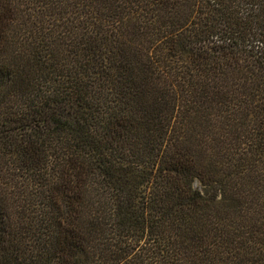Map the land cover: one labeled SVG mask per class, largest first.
<instances>
[{"label":"trees","instance_id":"1","mask_svg":"<svg viewBox=\"0 0 264 264\" xmlns=\"http://www.w3.org/2000/svg\"><path fill=\"white\" fill-rule=\"evenodd\" d=\"M0 264H264V0H0Z\"/></svg>","mask_w":264,"mask_h":264},{"label":"rangeland","instance_id":"2","mask_svg":"<svg viewBox=\"0 0 264 264\" xmlns=\"http://www.w3.org/2000/svg\"><path fill=\"white\" fill-rule=\"evenodd\" d=\"M194 187L197 188V189H200V185H199V183H198V182H195V183H194Z\"/></svg>","mask_w":264,"mask_h":264}]
</instances>
